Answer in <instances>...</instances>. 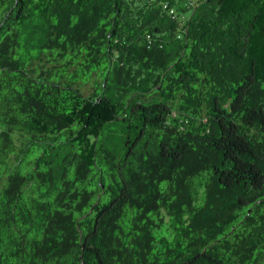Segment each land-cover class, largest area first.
Wrapping results in <instances>:
<instances>
[{"label":"trees","instance_id":"trees-1","mask_svg":"<svg viewBox=\"0 0 264 264\" xmlns=\"http://www.w3.org/2000/svg\"><path fill=\"white\" fill-rule=\"evenodd\" d=\"M0 264H264V0H0Z\"/></svg>","mask_w":264,"mask_h":264},{"label":"built area","instance_id":"built-area-1","mask_svg":"<svg viewBox=\"0 0 264 264\" xmlns=\"http://www.w3.org/2000/svg\"><path fill=\"white\" fill-rule=\"evenodd\" d=\"M163 7H165V6L163 5ZM168 13H170L171 15H174V13H173V11L171 9L168 10Z\"/></svg>","mask_w":264,"mask_h":264}]
</instances>
